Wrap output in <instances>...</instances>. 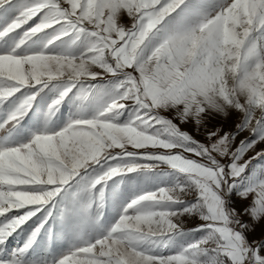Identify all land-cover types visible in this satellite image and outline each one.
Here are the masks:
<instances>
[{"label":"snow or ice","instance_id":"1","mask_svg":"<svg viewBox=\"0 0 264 264\" xmlns=\"http://www.w3.org/2000/svg\"><path fill=\"white\" fill-rule=\"evenodd\" d=\"M261 221L264 0H0V264H264Z\"/></svg>","mask_w":264,"mask_h":264},{"label":"rangeland","instance_id":"2","mask_svg":"<svg viewBox=\"0 0 264 264\" xmlns=\"http://www.w3.org/2000/svg\"><path fill=\"white\" fill-rule=\"evenodd\" d=\"M124 23L127 26H130L131 22L125 18ZM68 105H65L62 109H61V113L64 117L67 116L68 114ZM236 117L235 115H233V117L231 119H229L227 122L223 121L220 117H217L215 120L211 121L210 127L211 126H219V125H223L225 130L230 129L234 123H235ZM187 130L192 131V126L191 125H186L184 126ZM195 135V133H193ZM245 135H247V133H245ZM197 139H203L202 136H197ZM247 204V202H237L235 207H237L238 210H242L243 207H245ZM245 221L249 220V217L247 216H243L242 217ZM196 223V221L193 222H186V228H190L192 227L194 224ZM23 233L17 235L14 239L11 240V247H16L17 244L21 243L22 239H23ZM264 236V221H261L260 224L256 225V229L255 232L251 233L249 235V239L250 240H260L261 237ZM42 243L44 244H50L51 242L48 241L47 236L45 235L44 240L42 241ZM61 243H65V248L67 247V244L65 241H61Z\"/></svg>","mask_w":264,"mask_h":264}]
</instances>
